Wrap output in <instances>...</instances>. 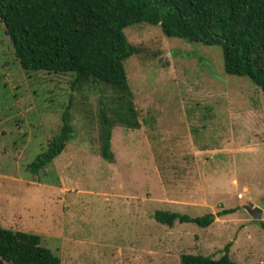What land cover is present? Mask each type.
Segmentation results:
<instances>
[{
    "label": "rangeland",
    "instance_id": "374dc122",
    "mask_svg": "<svg viewBox=\"0 0 264 264\" xmlns=\"http://www.w3.org/2000/svg\"><path fill=\"white\" fill-rule=\"evenodd\" d=\"M140 54L125 62L130 94L72 72H26L0 21V224L38 235L61 264H181L184 254L264 264V93L225 72L221 47L125 30ZM128 100L139 123L118 115ZM70 107L74 137L45 170ZM112 128L109 162L101 156ZM107 126H109L107 124ZM256 208L261 220L253 219ZM234 210L222 217L217 214ZM157 211L215 215L208 228Z\"/></svg>",
    "mask_w": 264,
    "mask_h": 264
},
{
    "label": "trees",
    "instance_id": "16d2710c",
    "mask_svg": "<svg viewBox=\"0 0 264 264\" xmlns=\"http://www.w3.org/2000/svg\"><path fill=\"white\" fill-rule=\"evenodd\" d=\"M0 21L24 71L72 72L75 85L92 81L111 87L121 94L120 101L130 94L125 62L140 54L125 30L139 24L160 26L169 38L221 47L225 72L249 79L264 93V0H0ZM133 111L126 100L120 103L118 115L137 129L139 123L124 118L133 117ZM62 121L60 132L29 171L45 170L73 139L70 107ZM102 126L106 132L101 156L112 162V128L105 116ZM233 212L224 210L217 217ZM215 217L191 218L167 211L154 215L158 223L170 228L176 223L208 228ZM0 264H61V259L42 245L40 236L4 229L0 224ZM181 264L240 263L231 259L227 247L219 259L184 254Z\"/></svg>",
    "mask_w": 264,
    "mask_h": 264
},
{
    "label": "water",
    "instance_id": "95a60500",
    "mask_svg": "<svg viewBox=\"0 0 264 264\" xmlns=\"http://www.w3.org/2000/svg\"><path fill=\"white\" fill-rule=\"evenodd\" d=\"M261 213H262V211L258 208L253 210V213H252L253 219L256 221H260L261 220Z\"/></svg>",
    "mask_w": 264,
    "mask_h": 264
}]
</instances>
